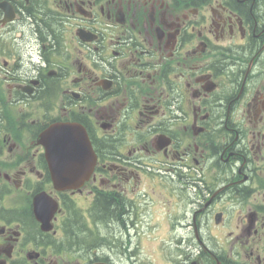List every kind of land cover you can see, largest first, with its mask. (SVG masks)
Returning <instances> with one entry per match:
<instances>
[{"label": "flooded vegetation", "instance_id": "1", "mask_svg": "<svg viewBox=\"0 0 264 264\" xmlns=\"http://www.w3.org/2000/svg\"><path fill=\"white\" fill-rule=\"evenodd\" d=\"M263 174L264 0H0V264H264Z\"/></svg>", "mask_w": 264, "mask_h": 264}, {"label": "water", "instance_id": "2", "mask_svg": "<svg viewBox=\"0 0 264 264\" xmlns=\"http://www.w3.org/2000/svg\"><path fill=\"white\" fill-rule=\"evenodd\" d=\"M42 142L57 190L75 188L86 180L93 163L89 161L90 147L82 128L56 124L44 133Z\"/></svg>", "mask_w": 264, "mask_h": 264}, {"label": "rangeland", "instance_id": "3", "mask_svg": "<svg viewBox=\"0 0 264 264\" xmlns=\"http://www.w3.org/2000/svg\"><path fill=\"white\" fill-rule=\"evenodd\" d=\"M261 178H264V174L261 176ZM261 188H264V186H262ZM78 207L79 206H77V208ZM154 212L155 213L159 212L157 206L155 207ZM156 215L160 216L161 212L156 214ZM84 237L87 238V236H84ZM149 238H150V236H140V240H141L142 244L144 245V247H142V250L144 249L143 250V252H144L143 253V259L144 260L140 264H170L172 262V260H171L172 256H175V252L173 254H171V251L165 247L169 243L166 240H164L163 242H155V243H153L154 244L153 246L147 247L146 245L148 243H150ZM163 238H166V236H163ZM121 250L119 248L118 250H116L115 253L117 254V256L119 254H121V256H122L121 264H127V262L125 261L126 258L124 257L127 254V251L122 249V248H121ZM145 253L147 254V257L145 256ZM208 257H209V255H206L204 259H208Z\"/></svg>", "mask_w": 264, "mask_h": 264}]
</instances>
